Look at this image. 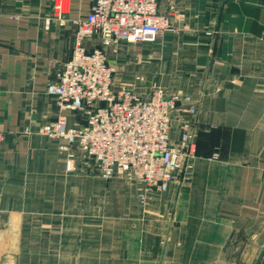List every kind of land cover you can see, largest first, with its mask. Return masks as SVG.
Instances as JSON below:
<instances>
[{"label": "crops", "instance_id": "0c3cea01", "mask_svg": "<svg viewBox=\"0 0 264 264\" xmlns=\"http://www.w3.org/2000/svg\"><path fill=\"white\" fill-rule=\"evenodd\" d=\"M0 0V264H256L264 252V0H160L176 30L108 53L117 87L160 88L199 109L192 177L155 191L105 180L42 127L65 115L46 92L95 0ZM89 51L100 39L86 41ZM173 115L171 138L180 136ZM76 166L68 170L69 153ZM217 156V157H215ZM260 264H264V255Z\"/></svg>", "mask_w": 264, "mask_h": 264}, {"label": "built area", "instance_id": "2783aa9c", "mask_svg": "<svg viewBox=\"0 0 264 264\" xmlns=\"http://www.w3.org/2000/svg\"><path fill=\"white\" fill-rule=\"evenodd\" d=\"M52 18L62 21L70 11L68 0H52ZM160 0H95L90 12L77 19L72 58L57 70L47 86L61 111L84 115L85 123L70 126L65 115L45 124L41 134L65 139L94 160L105 180L120 177L139 184L137 197L143 206L155 191H167L192 177L197 157L199 109L179 94L157 88L143 96L116 83V68L109 54L127 44L157 42L175 31L169 13L159 10ZM98 37L100 47L89 51L86 41ZM181 122L180 136L171 138L173 115ZM6 134L0 128V147ZM217 157V156H215ZM69 153L66 167L75 169Z\"/></svg>", "mask_w": 264, "mask_h": 264}, {"label": "water", "instance_id": "95a60500", "mask_svg": "<svg viewBox=\"0 0 264 264\" xmlns=\"http://www.w3.org/2000/svg\"><path fill=\"white\" fill-rule=\"evenodd\" d=\"M263 255H264V252H262V253L260 254V256H259L258 261H257L256 264H260V263H261V260H262V258H263Z\"/></svg>", "mask_w": 264, "mask_h": 264}]
</instances>
